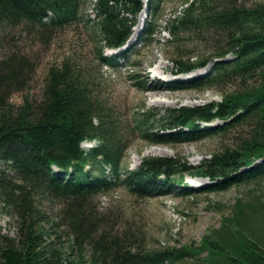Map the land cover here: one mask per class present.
<instances>
[{"label": "trees", "instance_id": "trees-1", "mask_svg": "<svg viewBox=\"0 0 264 264\" xmlns=\"http://www.w3.org/2000/svg\"><path fill=\"white\" fill-rule=\"evenodd\" d=\"M161 2L147 0L150 19L141 32L142 44L157 30ZM82 3L0 0V204L17 221L15 236L0 230V264H173L187 259L264 264L259 230L264 202L238 199L233 214L198 243L165 247H148L144 234L130 226L116 228L111 214L100 212L96 202L119 183L132 195L151 197L171 191L197 196L264 182V0H182L165 28L175 54L173 69L185 73L209 63L212 68L203 78L176 87L215 89L220 99L163 112L143 106L134 119L139 138L153 144L229 132H236V139L197 166L186 159L144 156L118 183L106 178L104 167L120 174L123 130L67 60L48 71L39 99L27 95L18 106L11 102L16 91L30 85L36 65L23 52L5 50L6 34L38 32L46 42L54 29L80 18ZM143 5V0H96L93 27L105 46L125 44ZM100 58L108 65L125 59ZM217 119L223 123L201 125ZM84 140H95V145L85 149ZM186 173L207 176L212 184L188 189ZM45 199L61 205L56 215L43 209Z\"/></svg>", "mask_w": 264, "mask_h": 264}, {"label": "rangeland", "instance_id": "rangeland-1", "mask_svg": "<svg viewBox=\"0 0 264 264\" xmlns=\"http://www.w3.org/2000/svg\"><path fill=\"white\" fill-rule=\"evenodd\" d=\"M95 2L96 0H83L80 18L54 29L52 38L46 42L38 32L30 34L14 29L6 34L7 41L3 43L5 50L23 52L36 65L30 85L25 90L16 91L11 97V102L18 106L27 95L31 99H39L48 71L53 66H61L67 60L75 77L80 82L87 83L88 88L111 114L114 125L123 130L126 147L120 172L127 174L136 169L141 164V159L150 155L186 159L189 164L197 166L203 159L231 144L236 139V132L191 142L153 144L139 138L134 129L136 113L143 106L163 112L166 108L192 106L220 99L215 89L199 91L176 87L178 80L183 82L190 78H200L211 69V64H208L179 77L173 73L174 64L170 59L175 54L168 44L170 34L165 28L170 19L178 14L182 0H162L158 15L160 20L155 26L157 30L143 44H137L136 37L132 38V35L138 30L141 22L145 21L146 25L150 19L145 7L137 15L136 23L131 28L132 35L128 42L132 45V50L128 52L125 60L117 61L116 65L103 63L100 56L111 57L125 48H109L105 46V41L100 40L92 21L95 17ZM162 72L173 75V78L163 87H157V76ZM221 123V120H215L202 122V125ZM82 145L85 149H90L95 145V141H85ZM184 181L188 183V188L192 187V181L203 183L200 188L212 183L207 177L190 173L185 174ZM238 199L246 204L264 202V182L232 186L222 192L199 193L197 196H181L171 191L151 197L132 195L124 184L119 183L101 193L96 202L100 212L111 214L116 228L130 226L144 234L148 247H165L198 243L208 231L221 225L223 217L233 214ZM60 208L58 202L46 199L43 201V209L53 216ZM259 212L262 220L259 230L264 236V209ZM0 230L4 234L14 236L17 233L16 217L9 214L2 204ZM67 238L65 234V245ZM65 251L69 252L67 248ZM75 257V254L71 255V259ZM173 264L195 263L187 259Z\"/></svg>", "mask_w": 264, "mask_h": 264}, {"label": "bare ground", "instance_id": "bare-ground-1", "mask_svg": "<svg viewBox=\"0 0 264 264\" xmlns=\"http://www.w3.org/2000/svg\"><path fill=\"white\" fill-rule=\"evenodd\" d=\"M161 78H162V77H161ZM161 78H160V79H161ZM192 182H193V181H192ZM196 184H197V183L194 181L192 185L194 186V185H196Z\"/></svg>", "mask_w": 264, "mask_h": 264}]
</instances>
